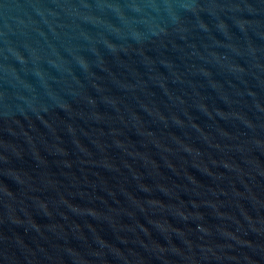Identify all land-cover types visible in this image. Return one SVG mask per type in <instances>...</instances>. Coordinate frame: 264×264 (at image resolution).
<instances>
[{"label":"water","instance_id":"95a60500","mask_svg":"<svg viewBox=\"0 0 264 264\" xmlns=\"http://www.w3.org/2000/svg\"><path fill=\"white\" fill-rule=\"evenodd\" d=\"M0 264H264V0H0Z\"/></svg>","mask_w":264,"mask_h":264}]
</instances>
